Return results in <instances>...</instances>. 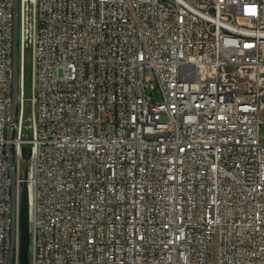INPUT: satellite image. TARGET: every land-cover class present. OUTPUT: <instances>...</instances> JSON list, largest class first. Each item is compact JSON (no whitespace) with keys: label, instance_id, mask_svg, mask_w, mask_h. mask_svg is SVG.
I'll list each match as a JSON object with an SVG mask.
<instances>
[{"label":"built area","instance_id":"1","mask_svg":"<svg viewBox=\"0 0 264 264\" xmlns=\"http://www.w3.org/2000/svg\"><path fill=\"white\" fill-rule=\"evenodd\" d=\"M24 144L29 264H264V0H0V264Z\"/></svg>","mask_w":264,"mask_h":264},{"label":"water","instance_id":"2","mask_svg":"<svg viewBox=\"0 0 264 264\" xmlns=\"http://www.w3.org/2000/svg\"><path fill=\"white\" fill-rule=\"evenodd\" d=\"M25 40H24V54H23V116L29 114V15L25 18ZM28 135V131H25ZM21 157L27 160L30 152V146L24 144L21 146ZM26 168L23 170V181L20 189V204H19V250L18 261L19 264H29L28 249H29V224H28V194L27 185L25 181Z\"/></svg>","mask_w":264,"mask_h":264},{"label":"rangeland","instance_id":"3","mask_svg":"<svg viewBox=\"0 0 264 264\" xmlns=\"http://www.w3.org/2000/svg\"><path fill=\"white\" fill-rule=\"evenodd\" d=\"M27 163L28 160L23 159L21 156L19 157V165L22 171L27 167Z\"/></svg>","mask_w":264,"mask_h":264}]
</instances>
